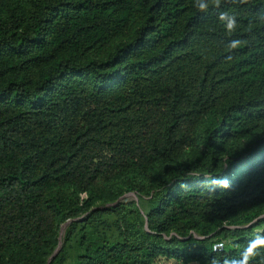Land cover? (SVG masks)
Listing matches in <instances>:
<instances>
[{
    "label": "trees",
    "instance_id": "1",
    "mask_svg": "<svg viewBox=\"0 0 264 264\" xmlns=\"http://www.w3.org/2000/svg\"><path fill=\"white\" fill-rule=\"evenodd\" d=\"M205 2L201 12L195 0H0V255L52 244L61 201L51 189L67 188L78 204L158 162L180 172L146 213L154 237L264 203V135L216 168L221 142L264 121V0ZM208 113L205 160L189 167L182 156ZM258 234L237 231L228 247L102 239L76 264H225ZM259 251L252 264H264Z\"/></svg>",
    "mask_w": 264,
    "mask_h": 264
},
{
    "label": "rangeland",
    "instance_id": "2",
    "mask_svg": "<svg viewBox=\"0 0 264 264\" xmlns=\"http://www.w3.org/2000/svg\"><path fill=\"white\" fill-rule=\"evenodd\" d=\"M18 6L25 0H14ZM0 14L4 9L0 8ZM212 114L208 113L198 126V144L187 149L182 159L192 167L205 160L206 139L204 132L211 125ZM264 135V121L259 128L247 136L220 143L217 169L225 167L229 156L236 157L254 146L256 140ZM176 174L175 163H156L147 173L122 172L108 183L100 194L87 199L80 196L79 203L70 195L67 188L51 189L49 195L61 201L60 214L53 234L52 244L34 252L20 248H10L0 255V264H76L79 255L87 245L97 246L102 239L108 242L156 244L176 237L179 242L212 243L214 247H228L238 238L237 231L243 234L264 230V203L223 221H212L203 229L191 230L186 235L174 231L162 234L160 238L149 234L146 213L154 205ZM130 185L140 186V189ZM113 205L112 209L105 207ZM150 264H206L200 261H183L159 256Z\"/></svg>",
    "mask_w": 264,
    "mask_h": 264
},
{
    "label": "clouds",
    "instance_id": "3",
    "mask_svg": "<svg viewBox=\"0 0 264 264\" xmlns=\"http://www.w3.org/2000/svg\"><path fill=\"white\" fill-rule=\"evenodd\" d=\"M217 6H219V0H213ZM195 4L198 9L203 12L206 11L208 8V4L205 0H195ZM222 19H227V28L229 31L233 30L236 26V21L234 18L228 19L227 14H222ZM240 42L238 40L232 41L231 47L236 48L238 47ZM208 181L211 184L221 186L223 188H228L229 182L227 180L220 181L218 179H214L211 176L208 177ZM207 186V185H206ZM264 231L258 229V233ZM261 249H264V235H257L256 238L252 239L246 248L242 252V258L236 261H225V264H252L253 259L260 254ZM213 264H218V262L213 261Z\"/></svg>",
    "mask_w": 264,
    "mask_h": 264
},
{
    "label": "built area",
    "instance_id": "4",
    "mask_svg": "<svg viewBox=\"0 0 264 264\" xmlns=\"http://www.w3.org/2000/svg\"><path fill=\"white\" fill-rule=\"evenodd\" d=\"M216 247V246H215Z\"/></svg>",
    "mask_w": 264,
    "mask_h": 264
}]
</instances>
